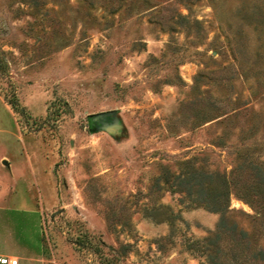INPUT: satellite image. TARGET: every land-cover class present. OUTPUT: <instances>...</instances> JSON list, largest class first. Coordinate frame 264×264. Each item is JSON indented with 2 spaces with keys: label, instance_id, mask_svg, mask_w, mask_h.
I'll return each mask as SVG.
<instances>
[{
  "label": "rangeland",
  "instance_id": "obj_1",
  "mask_svg": "<svg viewBox=\"0 0 264 264\" xmlns=\"http://www.w3.org/2000/svg\"><path fill=\"white\" fill-rule=\"evenodd\" d=\"M255 158L264 0H0L3 255L202 264L222 218L264 249L239 195L214 212L178 185Z\"/></svg>",
  "mask_w": 264,
  "mask_h": 264
},
{
  "label": "trees",
  "instance_id": "obj_2",
  "mask_svg": "<svg viewBox=\"0 0 264 264\" xmlns=\"http://www.w3.org/2000/svg\"><path fill=\"white\" fill-rule=\"evenodd\" d=\"M236 114V113H234ZM257 124L250 126L251 134ZM247 170L237 166L228 175L204 174L203 179L192 182L191 177L179 181L180 191L187 196L194 195L193 202L210 211H224L228 208L229 196L239 195L252 206L256 213L254 225L264 232V172L262 160H249ZM222 229L223 235H220ZM214 239L203 246L206 262L202 264H264V249L258 246L254 237L238 229L236 223L220 219Z\"/></svg>",
  "mask_w": 264,
  "mask_h": 264
},
{
  "label": "built area",
  "instance_id": "obj_3",
  "mask_svg": "<svg viewBox=\"0 0 264 264\" xmlns=\"http://www.w3.org/2000/svg\"><path fill=\"white\" fill-rule=\"evenodd\" d=\"M0 264H18V259L14 257L0 256Z\"/></svg>",
  "mask_w": 264,
  "mask_h": 264
},
{
  "label": "crops",
  "instance_id": "obj_4",
  "mask_svg": "<svg viewBox=\"0 0 264 264\" xmlns=\"http://www.w3.org/2000/svg\"><path fill=\"white\" fill-rule=\"evenodd\" d=\"M1 220H3V219H1ZM0 256H6V257H14V258H17L18 259V264H21V259L23 258V257H21L20 255H16V254H8V255H3L2 253H0Z\"/></svg>",
  "mask_w": 264,
  "mask_h": 264
},
{
  "label": "water",
  "instance_id": "obj_5",
  "mask_svg": "<svg viewBox=\"0 0 264 264\" xmlns=\"http://www.w3.org/2000/svg\"><path fill=\"white\" fill-rule=\"evenodd\" d=\"M107 115H108V114L101 113V114H97V115H95V117H96V118H105ZM89 121H90V119H89ZM100 123H101V126L106 127V125H105L106 123H105L104 121H100ZM5 163L7 164L6 161H5Z\"/></svg>",
  "mask_w": 264,
  "mask_h": 264
}]
</instances>
